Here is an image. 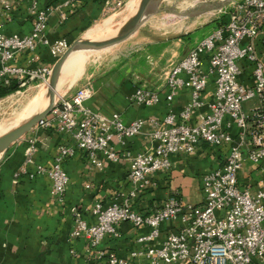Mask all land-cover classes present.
Masks as SVG:
<instances>
[{"label": "built area", "instance_id": "1", "mask_svg": "<svg viewBox=\"0 0 264 264\" xmlns=\"http://www.w3.org/2000/svg\"><path fill=\"white\" fill-rule=\"evenodd\" d=\"M23 1L0 0V18ZM27 1L34 17L30 33L0 35V83L5 86L12 79L20 87L28 81L47 84L52 67L20 68L12 62L39 47L59 59L71 45L66 39L50 42L49 8H40L39 0ZM127 1L106 0V6L116 10ZM165 88L168 107L179 90L188 91L189 100L179 112L169 108L161 119L128 124L119 114L106 117L87 108L91 87L75 89L35 125L69 136L72 146H59L49 166L35 165L38 146L29 140L21 173L34 166L30 177L45 176L50 195L63 203L69 182L63 163L77 150L93 167L100 165V157L111 163L129 162V192L120 193L109 205L94 204L90 210L94 223L76 214L70 233L73 239L85 240L87 252L105 264H264V0L231 1L225 21L170 66ZM130 102L151 107L160 96L138 88ZM146 124L149 148L134 153L126 142L142 134ZM113 141L124 149L116 152ZM200 144L219 150L222 160L202 174L199 206L182 204L179 193L172 191L149 213L132 208V200L156 187L155 175L171 169L172 156L193 154ZM166 223L172 226L159 240ZM120 224L149 229L136 238L137 247L125 258L98 249L106 237H119Z\"/></svg>", "mask_w": 264, "mask_h": 264}, {"label": "crops", "instance_id": "2", "mask_svg": "<svg viewBox=\"0 0 264 264\" xmlns=\"http://www.w3.org/2000/svg\"><path fill=\"white\" fill-rule=\"evenodd\" d=\"M65 2H68L67 6H64ZM131 2L133 0H128L126 4ZM39 7L50 10L46 38L50 42L66 39L70 44L80 39L107 13L115 10L106 6V0H39ZM29 9V1L24 0L15 5L8 15L2 16L0 35H28L34 21ZM165 9L163 7L161 11ZM159 11L122 42L134 39L133 45L143 43L145 50L162 52L157 62L151 57L152 66L160 62L166 67L169 63L178 62L203 38H199L201 31L206 36L213 30L210 28L211 21L206 24L200 20L201 16L198 14L179 15L181 19L175 23L156 28L154 19L161 12ZM140 40L143 42H139ZM30 59H33L31 64L28 63ZM57 60L47 49L39 47L34 53L25 51L19 54L12 66L52 67ZM120 62L119 68L81 77L80 87L91 84L93 90L92 96L85 102L87 108L106 117L119 114L123 122L128 124L138 119L146 122L149 119H161L169 108L177 113L189 100L188 91L182 89L168 107L164 82L156 89L145 88L159 94L158 104L145 107L131 103L130 96L138 89L129 75L134 62L132 59L123 60V65ZM63 87L64 85H60V91L55 92L57 98L63 90L71 88ZM149 132L150 127L146 124L142 134L127 140L126 147L134 153L146 151L150 145ZM32 139L38 146L34 164L43 166L51 164L59 146L73 144L69 136L58 133L53 128L43 130L34 127L10 146L0 160V264H105L104 261L96 259L94 253L87 252L88 245L85 240L73 239L70 233L76 214L85 221L94 223L95 220L90 214L94 204L99 202L109 205L120 193L129 192V162L121 160L111 163L100 157V165L93 167L87 155L77 150L63 163L69 182L63 203H58L50 195V184L45 176L30 177L34 166H28L26 173L20 171L25 161V149L28 141ZM112 145L116 152L124 149L115 141ZM221 160L219 150L206 144H200L193 154L172 156L171 169L157 173L154 177L156 187L132 200V208L139 213H149L158 208L172 191L179 193L182 204L199 206L202 202L201 176L217 168ZM171 226L172 223L161 226L159 240L165 237ZM117 230L119 237H106L98 249L114 253L119 258H125L129 251L137 247L136 238L149 232L148 228H133L128 224L118 225ZM157 243L158 241L155 242ZM71 251L74 252L73 255L70 254Z\"/></svg>", "mask_w": 264, "mask_h": 264}, {"label": "rangeland", "instance_id": "3", "mask_svg": "<svg viewBox=\"0 0 264 264\" xmlns=\"http://www.w3.org/2000/svg\"><path fill=\"white\" fill-rule=\"evenodd\" d=\"M231 1L235 0H163L159 5L158 10L161 11L163 7L166 9L161 12L159 11L160 13L157 15L156 19H154V27L161 28L163 26H169L173 22L175 23L176 20L178 21L181 19L179 15L189 16L198 14L199 16H201L200 20H202L206 24H209L208 22L211 21L210 28L214 29L215 27L219 26V23H223L225 21L226 13L229 9V4L231 3ZM129 4L130 3L125 4L119 9L110 11L101 19L99 23L95 24V26H91L92 29L90 28V31L94 30L96 35L100 34L95 39L113 36L116 34L115 31H117V29L125 26L127 19H129L131 15ZM162 5L164 6L162 7ZM150 24L151 23H149V26ZM107 27L111 28V32L102 31ZM153 31L156 32L157 30ZM87 32L84 33L80 39H85ZM102 32H110L111 35H101L103 34ZM201 32L202 33L199 35V38L204 37L203 31ZM95 33L93 37L96 36ZM134 41L135 40L132 39L130 41H127L126 43L115 45L101 51L89 48L91 52L94 51L91 54L77 51L74 55H82V58L78 62V67L76 66L77 69L75 68V72L73 71L75 74H71V78L67 81L65 79L66 82L64 81L61 84V86L64 85L63 88H71L67 91L63 90L57 100L61 98H67L75 91V89L81 88V77L85 78L89 74H98L101 72H106V70L108 72L110 70L116 69L120 61L122 62L123 60L128 59H132V61L134 62V66L131 67V73L129 75H131L130 78L134 82L136 87L144 89H156L162 83L164 84L166 73L170 69L172 63H169V65L166 67L162 66L160 62L152 66L151 57L155 62H157L162 52L145 50L142 46L143 43H137V45H133ZM139 42H143V40H140ZM80 65L82 68L79 67ZM78 68H80L81 70ZM125 69L126 67H124L123 70ZM46 86V84L38 81H28L25 86L20 87L19 90L5 97H0V123L9 122V124L4 127L3 134L10 129V125L13 124V126H15V123L25 122L32 111L27 115L22 116L21 119L16 118L17 113L27 102H30L29 100L36 93L40 91H43L44 93ZM58 87L59 86H57V88ZM84 87L92 88L91 84L85 85ZM261 176L264 179V173H261Z\"/></svg>", "mask_w": 264, "mask_h": 264}, {"label": "water", "instance_id": "4", "mask_svg": "<svg viewBox=\"0 0 264 264\" xmlns=\"http://www.w3.org/2000/svg\"><path fill=\"white\" fill-rule=\"evenodd\" d=\"M161 1L163 0H141L134 14L126 21L123 29L113 36L93 40L78 39L71 43L68 50L52 66V72L47 82V91L51 99L48 107L0 136V160L3 158L10 146L19 141L25 134L30 132L39 121L51 112L54 106V102L52 101L54 96L53 91L56 88L58 77L68 57L77 46H88L94 50L101 51L126 41L138 31V29L150 16L156 13Z\"/></svg>", "mask_w": 264, "mask_h": 264}, {"label": "bare ground", "instance_id": "5", "mask_svg": "<svg viewBox=\"0 0 264 264\" xmlns=\"http://www.w3.org/2000/svg\"><path fill=\"white\" fill-rule=\"evenodd\" d=\"M140 2H141V0H133V2H131L130 4H129V9H131V13L132 12H134L135 10H136V8L139 6V4H140ZM108 26V25H107ZM117 26V25H116ZM115 26V27H116ZM116 29V28H115ZM123 29V26H122V28H119V29H117V31H115V33H117V32H119L120 30H122ZM111 30V28H109V27H107L106 29H104V30H102V31H110ZM111 32V31H110ZM110 32H107V33H103V34H101V35H111V33ZM94 30H92V31H90V32H88L87 34H86V36H85V39H87V40H93V39H95V38H97L99 35H96V33H95V35L96 36H94L93 37V35H94ZM89 48L90 47H88V46H82V45H79V46H77L73 51H72V53L70 54V56L68 57V59H67V61H66V63L64 64V66H63V68H62V70H61V72H60V75H59V77H58V81H57V85H56V88H57V86H60L61 84H62V82H64L65 81V79H66V81L67 80H69L71 77V74H75L74 72H75V68L77 69V65H78V62L81 60V58H82V55H74L77 51H82V52H85V53H88V54H91L92 52H94V51H92L91 52V50H89ZM80 54V53H79ZM74 55V56H73ZM73 56V57H72ZM77 66V67H76ZM79 67H81V65L79 66ZM82 68V67H81ZM78 69H80V68H78ZM81 70V69H80ZM74 71V72H73ZM74 76V75H73ZM74 78V77H73ZM76 79V78H75ZM74 80V79H73ZM65 81V82H66ZM75 81V80H74ZM47 85V84H46ZM48 86V85H47ZM46 86V88H45V90H44V93H43V91H40V92H38V93H36L29 101V103L27 102L22 108H21V110L17 113V115H16V118H18V119H21L22 118V116H24V115H27L28 113H30L31 111V113L29 114V116H28V118L25 120V121H27L28 119H30V118H32L33 116H35L36 114H38V113H40V112H42L44 109H46L47 107H48V105H49V103H50V101H51V99H50V96H49V94H48V91H47V87ZM56 88H55V90L53 91L54 92V96H53V98H52V101L55 103L56 101H57V96H56V94H55V92H56ZM59 88V87H58ZM58 88H57V90H58ZM60 91V90H59ZM33 109V110H32ZM12 122H14V121H12ZM20 123H23V122H20ZM20 123H15L16 125L15 126H13V124L12 125H10V129L9 130H11V129H13V128H15L16 126H18ZM7 124H9V122L7 123V122H3V123H0V136L1 135H3V129H4V127L7 125ZM13 126V127H12ZM9 127V126H8ZM12 127V128H11ZM8 130V131H9ZM7 131V132H8ZM6 133V132H5Z\"/></svg>", "mask_w": 264, "mask_h": 264}, {"label": "trees", "instance_id": "6", "mask_svg": "<svg viewBox=\"0 0 264 264\" xmlns=\"http://www.w3.org/2000/svg\"><path fill=\"white\" fill-rule=\"evenodd\" d=\"M19 88H20L19 83L15 79L10 80V84L7 86L0 83V97H5L19 90Z\"/></svg>", "mask_w": 264, "mask_h": 264}]
</instances>
